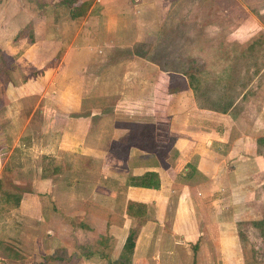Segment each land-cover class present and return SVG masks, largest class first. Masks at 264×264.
<instances>
[{
	"label": "crops",
	"instance_id": "crops-1",
	"mask_svg": "<svg viewBox=\"0 0 264 264\" xmlns=\"http://www.w3.org/2000/svg\"><path fill=\"white\" fill-rule=\"evenodd\" d=\"M62 1L0 0L2 51L13 56L19 53L20 44L28 46L14 64L28 68L27 76L37 72L9 88L15 92L37 86L36 104L51 109L45 124L35 128L37 117L23 116L21 98L14 97L15 144L31 152L38 146L35 137L44 140L43 148L40 142L43 160L71 155L75 159L71 167L85 173L94 169L92 174L99 178L86 198H59L56 188L68 183L67 178L53 172L50 179L41 180L43 173L37 172L31 195H22L20 213L41 222H52L60 214L68 222L77 216L80 220L74 226L87 234L79 242L86 263L117 257L116 250L129 238L133 246L128 252L133 256L144 243L149 247L150 238L160 242L169 217L172 238L196 242L199 236L192 232L203 223L205 234H215L216 247L228 249L231 243L227 240L235 242L237 223L253 219L250 215L255 211L249 202L258 199L264 186V156L259 148V139L264 137V107L256 109L250 103L255 108L251 116L255 123L246 130L244 116L251 113L234 112L244 102V94L227 112L215 111L197 98L191 79L172 75L181 74L183 68L169 70L161 61L164 26L186 19H174L168 11L186 8L183 1L197 8L198 0H79L74 17L72 8ZM238 1L246 10L249 2L257 0ZM195 17L189 21L197 25ZM54 24L68 32L50 35ZM26 25L32 27L33 41L28 38V44L27 38L19 39L13 44L15 48L20 43L18 47L7 50L14 33ZM191 44L188 54L197 56ZM119 66L121 75L116 77ZM175 78L180 85L174 88ZM161 89L166 94L161 95ZM116 90L111 113H99L107 104L105 96ZM97 112L101 115L96 116ZM41 166V170L46 168ZM106 174L109 179L102 181ZM40 185L46 187L41 193H47V198L39 192ZM131 204L136 211L127 212ZM91 234L97 238L91 240ZM47 238H56L54 229L48 230Z\"/></svg>",
	"mask_w": 264,
	"mask_h": 264
},
{
	"label": "rangeland",
	"instance_id": "rangeland-1",
	"mask_svg": "<svg viewBox=\"0 0 264 264\" xmlns=\"http://www.w3.org/2000/svg\"><path fill=\"white\" fill-rule=\"evenodd\" d=\"M182 4L187 7L170 9L167 13L174 19L179 17L186 19H182L181 23L164 26L161 37V49L164 51L161 54V61L163 60L168 64L166 69H184H182L181 74H172L176 78L187 76L186 78L189 79L186 67L187 71H200L197 78L198 84L203 86V90H198V92L202 91L199 93L201 95L204 90L207 91L208 100L213 99L215 107L227 106L229 102H235L244 94V102L242 101L241 105H236L235 110L242 109V111L246 110L247 113H251L244 116L246 121L242 127L246 130L254 128L252 123L255 121L251 119V116L255 108L252 105L255 103L256 109L264 107V7L261 6L264 5V0L249 2L246 10L242 8L238 0H198L197 8H189L188 5L191 4L189 1H183ZM195 16L198 18L197 25L193 21H189L191 17ZM26 26L18 33H14L15 36L13 31L11 32L14 39L11 40L12 43L8 42L7 50L10 51L11 48L13 50L18 47L20 43L15 48L13 44L19 39L27 38L29 44L31 38L28 37V32L24 30ZM50 28L55 29H49L50 35L54 37L58 35L60 30L61 32H68L63 25L54 24ZM22 30H24L25 35ZM190 41L192 50H196L194 52L197 56L191 57L188 54ZM0 48V264H56L45 256L46 251L56 247L54 252L65 256L68 260L65 264H110L118 260L126 264H264V239L260 236L259 230L253 226L254 222L264 219V186L259 192L258 199L249 202L255 211L254 214L250 215L253 219L237 223L235 242L227 240L231 243L228 249L216 247L213 241L215 234L213 232L205 234L203 223L197 225L200 229H195L192 232V235L197 233L199 236V240L196 242H188L180 237L172 238L169 232L172 218L169 217L166 218V232L161 237L160 242L150 238L149 247H146L144 243V248L138 249L134 256L128 252L130 249L125 248L126 243L123 248L118 247L116 250V253L118 252L117 257L111 256V262H109L111 257L108 260L93 259L90 263L83 260L79 242L83 241L87 234L79 232L74 226L80 220L77 216H74L73 220L70 219V222L60 216L61 214L56 216L52 222H48L49 219L41 222L33 216L22 215L19 207L13 208L12 204L4 203L1 198L3 192L31 195L30 191L37 172L43 173L40 176L41 180L47 177L50 179L53 172L60 173L64 176L63 178H67L68 183L64 181L62 185H58L56 188L59 198L62 195H81L86 198L97 182L99 174H94L95 172L92 174L94 169L91 168H89L91 169L90 173H85L71 167L75 161L71 155H60L56 157L58 159L43 160L41 156L45 153L43 149L41 150V145L43 148L45 141L42 142L39 138L35 137L38 146L33 148L34 151L31 152L26 150L27 148L15 144L17 128L11 120V117L14 118L13 106L11 108L14 97L21 98L20 107L23 116L27 118L29 116L37 117L34 122L35 128L45 124L51 109L50 106L36 104L34 99L37 98V95L33 94H36L37 86L24 87L15 92L9 88L13 84L24 81L25 76L27 79L32 77V74L37 73L27 76L25 72H29L28 68L25 70L24 66L14 64L20 58V53L25 52L28 46L20 44L19 53L13 56L6 52L9 57L8 62H1V57L5 53L2 51L3 47ZM43 50L46 52L47 48L43 47ZM119 70H121L120 66L115 70L116 77L121 75ZM181 79L184 80V78ZM175 82L173 86L180 85L177 80ZM167 90L171 91V89ZM117 91L119 90H116L115 94L105 96L103 101L107 104L102 106V111L100 110L99 113H111V107L117 100ZM166 92L161 89V95L162 93L166 94ZM30 94L32 95L30 96ZM99 113L97 112L96 116L101 115ZM164 113L161 120L165 122ZM248 123L249 127H247ZM161 130L164 132L166 128L163 127ZM259 148L264 156V142L260 143ZM34 154L38 157L33 158L32 155ZM40 165L46 168L41 170L42 166L40 167ZM57 165L60 166V169ZM102 171L104 170L102 169ZM101 177H103L102 181L109 179L107 174ZM45 188V186L40 185L38 189L41 191L39 192H46ZM41 194L47 198V193L46 195ZM64 225H68L67 230H61V226L64 227ZM51 229H54L56 238L49 241L47 240V232ZM99 237L102 239L101 236ZM94 238L97 237L91 234L90 239L94 240ZM150 242H153L152 245ZM195 243L196 248H194ZM6 245L14 250L7 249Z\"/></svg>",
	"mask_w": 264,
	"mask_h": 264
},
{
	"label": "trees",
	"instance_id": "trees-1",
	"mask_svg": "<svg viewBox=\"0 0 264 264\" xmlns=\"http://www.w3.org/2000/svg\"><path fill=\"white\" fill-rule=\"evenodd\" d=\"M77 1H79V0H63L62 2H61V4L62 5H66V6H68V7H70V8H72V10H71V12H70V14H71V17H74V16H76V14H77V10L78 9H76L75 7H74V5L77 3ZM60 4V3H59ZM24 30H26L27 32H28V37H30L31 38V40H33V34H32V27L30 26V25H27L26 26V28H24ZM24 30H22L23 31V34L25 35V32H24ZM8 59H9V57L7 56V54H3L2 55V57H1V62H8ZM200 71H195V70H189V71H187V67H186V73H188V76H189V79H191L194 83H195V85H196V87L195 88H193L194 89V91L196 92V96H197V98L200 100V101H203V102H205L206 104L205 105H208V107H210V108H212V109H214L215 111H220V112H227L228 111V109L230 108V107H232L233 105V101L232 102H229L228 104H227V106H222V108H218V107H215L214 106V100L213 99H211V100H208V92L207 91H205L204 90V92H203V94H199V93H201L202 91H200V92H198V90H203V86H201V85H199L198 84V78H197V76L199 75L198 73H199ZM198 95H200V97H198ZM205 95V96H204ZM202 99H204V100H202ZM207 102H208V104H207ZM236 107V106H235ZM234 112H235V114H236V110H234ZM234 112H233V115H234ZM236 116V115H235ZM259 142L261 143V142H264V137L263 138H261V139H259ZM22 194L23 193H19V194H10L9 192H3V196L1 197L2 198V201L4 202V203H6L7 205H10V204H12L13 205V208H16V207H18L19 206V203H20V201H21V198H22ZM133 208H136V205H134V204H131V205H129L128 206V209H127V212H130V210H135V209H133ZM140 209V208H139ZM136 211V210H135ZM253 226L255 227V228H257L258 230H259V232H260V236L264 239V219H262V220H260V221H257V222H254L253 223ZM133 246V243H132V239L131 238H129L128 240H127V244L125 245V248L127 247V248H130V247H132ZM196 244L194 245V248H196ZM7 249H9V250H14L12 247H10L9 245H6L5 246ZM83 252H84V250H83ZM48 258L47 259H50L52 262H55L56 264H65L68 260L66 259V257L65 256H62V255H58L56 252H53L52 253V255H50V256H47ZM110 264H126L125 262H123V261H120V260H118V261H116V262H111Z\"/></svg>",
	"mask_w": 264,
	"mask_h": 264
}]
</instances>
